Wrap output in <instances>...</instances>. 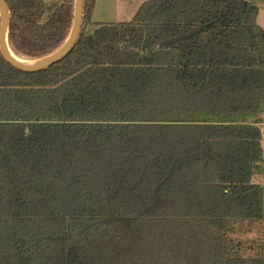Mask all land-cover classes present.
I'll return each mask as SVG.
<instances>
[{
    "label": "trees",
    "instance_id": "1",
    "mask_svg": "<svg viewBox=\"0 0 264 264\" xmlns=\"http://www.w3.org/2000/svg\"><path fill=\"white\" fill-rule=\"evenodd\" d=\"M23 73L0 55V264H264V30L256 0H149ZM264 2V0H259ZM25 60L74 0H6Z\"/></svg>",
    "mask_w": 264,
    "mask_h": 264
},
{
    "label": "water",
    "instance_id": "2",
    "mask_svg": "<svg viewBox=\"0 0 264 264\" xmlns=\"http://www.w3.org/2000/svg\"><path fill=\"white\" fill-rule=\"evenodd\" d=\"M84 0H74L73 23L66 41L55 52L36 60H25L17 56L8 41L10 11L6 0H0V55L14 69L23 73H39L64 60L73 50L81 34ZM24 61L16 59V57Z\"/></svg>",
    "mask_w": 264,
    "mask_h": 264
},
{
    "label": "rangeland",
    "instance_id": "3",
    "mask_svg": "<svg viewBox=\"0 0 264 264\" xmlns=\"http://www.w3.org/2000/svg\"><path fill=\"white\" fill-rule=\"evenodd\" d=\"M46 6L61 2V0H44ZM149 0H96L91 15V23L86 28V32H92L96 23H122L133 19L143 3ZM259 11L257 15V24L264 30V2L256 0ZM84 23V22H83ZM82 23V26H83ZM264 118V115H263ZM262 130V147L264 150V123L260 125ZM263 188V218H264V176L257 179ZM237 238L243 241H253L257 239L264 240V220L253 222L250 225L239 229Z\"/></svg>",
    "mask_w": 264,
    "mask_h": 264
},
{
    "label": "bare ground",
    "instance_id": "4",
    "mask_svg": "<svg viewBox=\"0 0 264 264\" xmlns=\"http://www.w3.org/2000/svg\"><path fill=\"white\" fill-rule=\"evenodd\" d=\"M15 56V55H14ZM16 57V59H18V60H20V61H24V60H22V59H20L19 57H17V56H15ZM25 62V61H24Z\"/></svg>",
    "mask_w": 264,
    "mask_h": 264
}]
</instances>
